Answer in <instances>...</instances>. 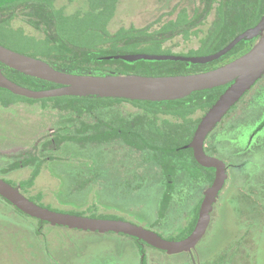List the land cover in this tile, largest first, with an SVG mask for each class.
Segmentation results:
<instances>
[{
	"label": "rangeland",
	"instance_id": "1",
	"mask_svg": "<svg viewBox=\"0 0 264 264\" xmlns=\"http://www.w3.org/2000/svg\"><path fill=\"white\" fill-rule=\"evenodd\" d=\"M56 1L58 8L71 1L72 5L65 12L67 15L81 11L80 15L93 18L97 14V6H90L89 0ZM112 1L107 4V9L111 8ZM117 2L109 24L111 34L121 29L139 30L150 25H153V31L162 26L168 29L180 12L192 16L194 9L201 7L199 0ZM26 19L20 16L11 24L16 33L10 34L9 38L0 35V42L13 51L32 57L33 51H38L30 47L28 39H32V43L43 41L45 35L43 30L38 31L29 25ZM207 20V25L201 27L204 32H207L213 15L210 14ZM19 36L22 40L18 39ZM199 42L195 36L187 41L179 33L162 49L151 46L144 49L146 53L140 54L189 57L190 51L199 48ZM0 97L13 99L2 91ZM251 103L250 113L244 119L246 126L240 124L229 138L223 136L219 139L220 152L216 157L226 162L228 180L215 204L210 226L192 254L169 255L121 234H100L42 224L37 219L19 214L0 198V221L8 227L12 235L9 238L14 240L17 236L26 245L30 240L32 245L34 243V250H29V254L25 253L23 246L18 249L16 264H225L226 254L236 242L241 228L246 226L241 211H248L256 205L264 207V197H261L264 194V146L257 147L259 135L252 140V124L255 123L252 118L257 110L253 105L257 103V97L252 98ZM260 103H264V98L258 100L257 104ZM139 113L141 110L128 103L83 117L58 110H43L39 105L26 102L9 108L0 104V178L17 186L33 180V187L22 193L37 203L36 196L41 194V204L51 210L84 213L94 218H116L153 230L165 239H173L186 230L208 189L206 183L185 182L181 192L185 200L179 203L180 213L167 217L170 221L177 220L174 228L161 230L153 227L158 218L162 191L156 179L147 176L156 168L155 165H152L154 168L147 166L152 152L136 150L120 140L88 141L91 133L80 132L87 122L109 123L119 117L132 119ZM68 137L71 140L62 141ZM15 165L21 167L12 169ZM181 175L186 173L176 170V176ZM250 218V222L258 220L253 215ZM260 227V232L250 236L257 246V258L252 264H264V223Z\"/></svg>",
	"mask_w": 264,
	"mask_h": 264
},
{
	"label": "trees",
	"instance_id": "2",
	"mask_svg": "<svg viewBox=\"0 0 264 264\" xmlns=\"http://www.w3.org/2000/svg\"><path fill=\"white\" fill-rule=\"evenodd\" d=\"M110 1L112 0H89L90 6L96 5L98 10L95 11L97 14L93 18H87V15H80L79 12L81 11L71 16L67 15L64 9L56 7V0H0V35L8 38L10 34L14 35L16 30L11 27V24H14L20 16H25L29 25L38 31L43 30L45 35L43 41L36 42L33 40L34 43H32V39H28L30 47L38 51H33L35 54L32 57L47 58L44 61L59 71L96 76L109 74L154 77L178 76L203 73L226 65L249 52L258 39L242 41L222 58L205 65L175 61L129 63L107 58L146 53L144 49L151 46L162 49L167 41L175 39L179 33L187 41L193 36L200 40L199 48L190 51V56L212 55L224 49L246 30L255 27L264 16V0H199L201 7H196L192 16H189L185 11L180 12L178 17L170 22L168 29L162 26L159 30L153 31L154 27L150 25L139 30L135 28L121 29L115 34H111L108 31V26L115 15L118 2L113 0L111 8L107 9V4ZM105 12L106 15H104ZM210 14L213 15V20L208 23L207 32H204L201 27L207 25ZM100 18H104L102 19L103 23L100 22ZM19 37L18 39L22 40V37ZM0 70L11 81L34 91L61 87L22 74L1 62ZM228 87L229 85L195 92L179 101L160 103L70 96L34 100L16 96L0 88V91L13 97V99L0 97V104L9 108L19 102H26L31 105H39L43 110L52 109L63 113H74L77 117L92 115L100 110H110L123 103L131 104L141 110V113L132 119L119 117L109 123L87 122L83 124L80 132L91 133L87 137L88 141L108 142L121 138L131 148L150 150L159 160L165 159L169 173H176V170H180L179 152L183 151L180 148L190 144L202 117ZM66 140H71V138H64L62 141ZM187 152L193 158L192 150ZM193 161L200 170L209 171L198 165L194 159ZM20 167L21 165H15L12 169ZM213 177L212 174L209 185H211ZM8 183L21 192L29 190L34 185L33 180H28L19 186L11 182ZM41 198V194L36 196L38 203L31 198L29 199L45 207L41 204ZM3 200L11 205L5 199ZM200 206L197 207L190 226L183 233L169 240H183L193 232L198 220ZM14 209L19 214L29 217L17 208L14 207ZM69 213L86 216L84 213ZM133 239L140 245L145 244L135 238Z\"/></svg>",
	"mask_w": 264,
	"mask_h": 264
},
{
	"label": "water",
	"instance_id": "3",
	"mask_svg": "<svg viewBox=\"0 0 264 264\" xmlns=\"http://www.w3.org/2000/svg\"><path fill=\"white\" fill-rule=\"evenodd\" d=\"M254 39L258 40L249 52L217 69L191 75L160 77L113 74L96 76L62 72L53 68L42 59L18 53L0 44V62L2 64L27 76L61 86L45 91H34L11 81L0 70V88L27 99L43 100L70 96L160 103L179 101L195 92L229 85L216 103L202 117L192 141L186 146V148L193 150L194 157L199 165L204 168L216 169L215 180L204 194L196 226L187 238L183 240H169L163 238L153 230L128 221L93 218L51 210L31 201L18 188L1 178L0 197L25 215L52 226L100 234H121L142 241L148 246L164 251L169 255L184 252L192 254L196 245L201 241L209 228L213 206L228 177L225 163L217 158L208 156L204 151V143L208 135L228 112L264 76V16L255 27L246 30L224 49L212 55L188 57L179 55L135 54L107 58L129 63L139 61H175L205 65L222 58L240 42Z\"/></svg>",
	"mask_w": 264,
	"mask_h": 264
},
{
	"label": "flooded vegetation",
	"instance_id": "4",
	"mask_svg": "<svg viewBox=\"0 0 264 264\" xmlns=\"http://www.w3.org/2000/svg\"><path fill=\"white\" fill-rule=\"evenodd\" d=\"M256 97H257V103H258V100H262L264 98V76L251 88L250 91H248L242 97L243 99L240 100L228 112V114L223 118V120L208 135L204 143V151L208 156L217 158L216 155L220 152L218 149L220 145L219 139L223 136H227V138H229L230 134H233L234 130L240 124L246 126V124H244V119L248 117L247 115L250 113L249 109L250 107H252L251 99L256 98ZM257 103L253 105L257 107V110L255 112L256 116L254 115L255 117L252 118L255 122L254 124H252V127L254 129L253 131L254 136L252 140H254L256 135H259L260 139L257 141V147H263L264 146V135H261V134L264 133V118H263L264 103H260L259 105ZM261 111H262V114H260ZM115 140H120L122 143L126 145V143L121 138H117ZM249 143L247 144L249 145ZM247 144H246V147H247ZM187 145L180 148L183 151L179 152L180 153L179 156L181 158L180 171L185 172L186 175H181L179 177L176 176V173L168 172L169 168H168V164L166 163L165 159L162 158L161 160H159V158H157L156 155L152 151L149 150L152 153L149 157L150 159H147V166L155 165L156 168L154 169L153 173H150L147 176L150 178L156 179L162 191V198H161V202L159 205L158 218L154 222L153 227H157L161 230L168 229L170 227L172 229L174 228L175 223H177L176 219L174 221H170V219L167 217L168 215H171V214L175 215V214L180 213L179 203L185 200V197H182L181 195L185 182L190 183L194 181V182L206 183V189H207L213 184L215 180L216 169L204 168L200 165L202 168L208 169L209 171L200 170L193 161V159L196 161L194 154H193V150L190 148H186ZM188 150H192L193 158L191 157L189 152H187ZM141 151H145V150H141ZM244 151L245 150H243V152ZM225 165H226V173H227L226 162H225ZM152 167L154 168V166ZM212 174L214 175V177H213L211 185H209V180ZM176 177L178 178L177 180L178 184H177V181L175 180ZM227 180H228V177H227ZM227 180L225 182L223 189L226 186ZM263 188H264V185H263ZM223 189L220 191L219 195L221 194ZM218 197H217V200H218ZM261 197H264V194ZM203 199H204V196L200 200L198 206L202 204ZM215 204L213 206V211L211 212V220H212V214L215 209ZM195 212H196V209H195ZM252 215L256 216V219H258L256 220V222H250V220L252 219L250 218V216ZM241 216L244 217V221H246L245 222L246 226L241 228V232L236 242L233 244V246H231L228 254H226L227 255L225 258L226 264H229L230 262L232 264H252V262L254 263L255 259L257 258L256 257L257 253H255V250H257V246L254 245V242L251 240L250 236L251 234L254 235L255 232H258V231L260 232L262 230L261 229L262 227H260V224L264 223V207L261 205H256L253 208H250V210L248 211L242 210ZM193 218L194 216L189 222L187 228L190 226ZM247 222H248V225H247Z\"/></svg>",
	"mask_w": 264,
	"mask_h": 264
},
{
	"label": "crops",
	"instance_id": "5",
	"mask_svg": "<svg viewBox=\"0 0 264 264\" xmlns=\"http://www.w3.org/2000/svg\"><path fill=\"white\" fill-rule=\"evenodd\" d=\"M56 3H57V1H56ZM69 5H72L71 1L68 2L67 4H63L61 9H64L66 12V9ZM75 12H76V10H75ZM74 14H70L69 16L74 15ZM111 21H110V23H111ZM108 30H109V26H108ZM17 230H19V229L17 228ZM9 236H12V235H11L8 227H6V225H3L0 221V264H13L14 256H15V264L18 263L16 254L18 253V249L21 248L22 246L25 248V251H27L25 253L29 254V252H28L29 250H31V249L34 250V243L32 245L31 240L28 241V244L26 245V242L24 243L22 241H19L17 236L15 237L14 240H13V238L11 240L9 238ZM33 250H32V252H33ZM9 258L12 259V260H10L11 262H9Z\"/></svg>",
	"mask_w": 264,
	"mask_h": 264
}]
</instances>
